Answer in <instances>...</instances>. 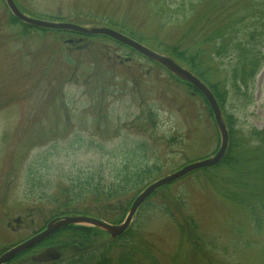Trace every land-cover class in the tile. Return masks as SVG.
I'll return each instance as SVG.
<instances>
[{"label":"rangeland","instance_id":"rangeland-1","mask_svg":"<svg viewBox=\"0 0 264 264\" xmlns=\"http://www.w3.org/2000/svg\"><path fill=\"white\" fill-rule=\"evenodd\" d=\"M14 1L28 17L109 27L171 59L179 49L226 92L231 145L259 158L252 132L264 130V66L247 89L235 71L248 51L264 52L261 0ZM229 24L233 33L223 32ZM219 147L205 99L162 66L106 37L24 25L0 0V255L73 211L122 223L147 186ZM216 176L195 172L149 198L115 241V264H264V223L223 198ZM120 198L130 201L124 211ZM110 241L96 228L85 251L104 254Z\"/></svg>","mask_w":264,"mask_h":264},{"label":"trees","instance_id":"trees-1","mask_svg":"<svg viewBox=\"0 0 264 264\" xmlns=\"http://www.w3.org/2000/svg\"><path fill=\"white\" fill-rule=\"evenodd\" d=\"M262 7L258 11V18L263 23L264 27V0L260 1ZM232 24H229L225 26V31L223 32H232L230 29H227L228 27H231ZM237 24L233 25V27H236ZM221 30V29H220ZM222 31V30H221ZM220 31V32H221ZM233 33V32H232ZM255 36L254 33H252L251 38ZM217 37V34H215L212 39L208 40V42H215V38ZM219 39H223V36H219ZM248 44V43H246ZM178 50H175L172 54V58L176 60L177 62H180L183 66L187 67L191 71H193L197 76L203 77L202 70H200L198 67H195V64L193 62V58L186 57L184 53L178 52ZM250 59L249 63H246L244 60ZM244 60H241L237 70L240 68V71H235V76L241 77L243 79V82L241 83L245 88H248L247 85V77L253 78L256 76L257 72L261 69V67L264 65V52L263 47L260 48L257 52L254 51H248V57ZM212 90L214 94L216 95L219 102L224 104L226 101L225 94L226 92H220L217 89V86H212ZM252 137L254 138V142L257 143V147L260 148L261 154L259 158L252 159L250 156L251 154L247 151H239L237 146H234L235 143L230 145L228 153L225 157V159L221 162L220 165H218L216 168H214V171H219L223 176H216V177H210L212 179L213 183L218 182L221 186L220 189V195H222L223 198L226 200L231 201L234 204L241 205L242 207L246 208L249 213L251 214V217L254 219V221L258 222V225H262L264 223V130L260 131H253ZM250 144V142H249ZM211 170H205V172L210 173ZM122 185L118 188V192L121 191ZM117 192V193H118ZM112 197L111 195L108 197ZM120 201V206L118 207L123 210L125 208V204L130 203V201L123 199ZM182 205V206H181ZM177 204V208L183 207V204L181 203ZM69 208V207H68ZM182 209V208H181ZM124 211V210H123ZM70 210H68L66 213H69ZM72 212V211H71ZM74 215H83L88 213H77L72 212ZM91 215V214H88ZM257 215H259L257 217ZM124 216H119V218L113 219H107V221H114V223H121ZM101 219V218H100ZM188 226L190 229H192L193 226H191L190 221H187ZM183 227V225H182ZM255 230L260 231V229L257 226H254ZM96 229L93 228H85V227H68L53 237H51L49 240H47L45 243L48 245V248L55 249L59 251L63 257H66L68 254L70 256H67L69 259L66 263L68 264H115L113 257L110 256V252H112L114 243L109 244V247L107 248V252L104 254L98 253V251L93 250L91 252H86L85 250L88 249L89 245L91 246L92 243L89 242V239L91 235H95ZM190 236V235H189ZM194 239V237H189V240ZM197 249V245L203 246L201 244V241L198 237H195V241H192ZM93 247V246H92ZM91 247V248H92ZM41 246L37 247L36 249L29 251L20 257H18L16 260H14L11 264H58V263H46V262H40L37 261V258L40 256L41 252ZM45 251L44 249L42 252ZM78 252H82L84 257L89 256V261L84 263L82 260L79 259L81 257ZM204 252V251H202ZM44 253V252H43ZM42 253V254H43ZM87 253V254H85ZM119 264H127L122 262L121 260L118 261ZM65 263V262H63ZM215 264L216 261L212 262H206V264ZM134 264V263H130ZM217 264V263H216Z\"/></svg>","mask_w":264,"mask_h":264},{"label":"water","instance_id":"water-1","mask_svg":"<svg viewBox=\"0 0 264 264\" xmlns=\"http://www.w3.org/2000/svg\"><path fill=\"white\" fill-rule=\"evenodd\" d=\"M9 10L11 11L12 15L18 19L19 21L28 24L33 27L37 28H44V29H51V30H69L73 31L82 35L87 36H93V35H105L108 36L126 46L131 47L132 49L136 50L137 52L141 53L142 55L148 57L150 60H153L155 62L160 63L161 65L165 66L170 72H172L174 75L179 77L180 79H183L193 86H195L200 92L204 94V96L207 98L208 102L210 103L212 110L215 114V118L217 121V125L219 127L220 133H221V147L217 155L209 159L207 161L197 163L188 167L183 168L179 172L175 173L172 176H169L167 178H164L162 180H159L158 182L152 184L149 186L142 194H140L134 203L131 206L130 212L126 218V221L120 225V226H114L99 220L86 218V217H64L62 219H57L52 222H50L43 232L40 234L34 236L33 238L27 240L26 242L14 247L13 249L7 251L0 257V264H7L10 261H12L15 257L18 255L24 253L25 251H28L40 243L44 242L48 238H50L52 235L60 231L61 229L71 226V225H89L93 227H97L99 229H102L106 231L108 234L112 236L113 239L118 238L122 236L126 230L128 229L130 223L133 220V217L135 216L137 210L139 207L160 187H163L165 185H168L177 179H180L184 177L185 175L189 174L192 171L212 167L216 164H218L226 154L228 143H229V136L226 129V126L224 122L222 121L221 113L219 106L214 99L211 92L207 89L205 85H203L197 78H195L191 73L188 71L182 69L179 65L174 63L171 59L159 56L147 48L143 47L142 45L138 44L137 42L131 40L128 37H125L113 30L106 29V28H83L77 25L68 24V23H52V22H46V21H40L36 19H32L30 17L25 16L20 12V10L17 8L14 0H5ZM60 256H51L50 259L57 260Z\"/></svg>","mask_w":264,"mask_h":264}]
</instances>
